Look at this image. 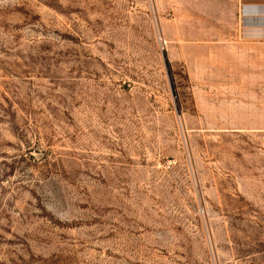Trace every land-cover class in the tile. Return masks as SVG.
I'll list each match as a JSON object with an SVG mask.
<instances>
[{
    "label": "rangeland",
    "instance_id": "rangeland-1",
    "mask_svg": "<svg viewBox=\"0 0 264 264\" xmlns=\"http://www.w3.org/2000/svg\"><path fill=\"white\" fill-rule=\"evenodd\" d=\"M233 0H0V264H264V38Z\"/></svg>",
    "mask_w": 264,
    "mask_h": 264
},
{
    "label": "crops",
    "instance_id": "crops-1",
    "mask_svg": "<svg viewBox=\"0 0 264 264\" xmlns=\"http://www.w3.org/2000/svg\"><path fill=\"white\" fill-rule=\"evenodd\" d=\"M235 32L244 38H264V0H233Z\"/></svg>",
    "mask_w": 264,
    "mask_h": 264
}]
</instances>
